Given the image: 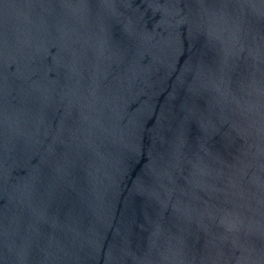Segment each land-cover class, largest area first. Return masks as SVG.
Returning <instances> with one entry per match:
<instances>
[{
	"label": "water",
	"instance_id": "water-1",
	"mask_svg": "<svg viewBox=\"0 0 264 264\" xmlns=\"http://www.w3.org/2000/svg\"><path fill=\"white\" fill-rule=\"evenodd\" d=\"M0 264H264V0H0Z\"/></svg>",
	"mask_w": 264,
	"mask_h": 264
}]
</instances>
